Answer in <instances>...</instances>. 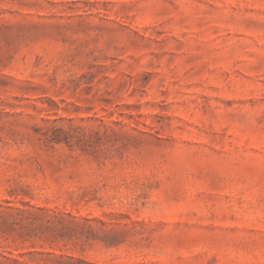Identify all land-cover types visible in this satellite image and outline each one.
I'll use <instances>...</instances> for the list:
<instances>
[{
    "label": "rangeland",
    "instance_id": "1",
    "mask_svg": "<svg viewBox=\"0 0 264 264\" xmlns=\"http://www.w3.org/2000/svg\"><path fill=\"white\" fill-rule=\"evenodd\" d=\"M0 264H264V0H0Z\"/></svg>",
    "mask_w": 264,
    "mask_h": 264
}]
</instances>
